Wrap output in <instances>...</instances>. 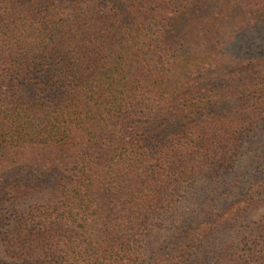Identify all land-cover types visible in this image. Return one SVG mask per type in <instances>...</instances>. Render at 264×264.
Returning a JSON list of instances; mask_svg holds the SVG:
<instances>
[{"label": "trees", "instance_id": "obj_1", "mask_svg": "<svg viewBox=\"0 0 264 264\" xmlns=\"http://www.w3.org/2000/svg\"><path fill=\"white\" fill-rule=\"evenodd\" d=\"M0 264H264V0H0Z\"/></svg>", "mask_w": 264, "mask_h": 264}]
</instances>
